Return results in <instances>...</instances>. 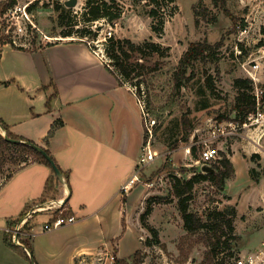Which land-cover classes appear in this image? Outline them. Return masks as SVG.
I'll return each instance as SVG.
<instances>
[{
    "label": "rangeland",
    "instance_id": "rangeland-1",
    "mask_svg": "<svg viewBox=\"0 0 264 264\" xmlns=\"http://www.w3.org/2000/svg\"><path fill=\"white\" fill-rule=\"evenodd\" d=\"M56 1L70 11L71 19L78 23L76 28L83 26L87 0H77L72 7L66 5L69 0H16V6L21 9L11 13V19L0 18V36H7L16 42V46L32 51L49 43L79 39L75 35L64 36V28L59 25V12L55 10ZM117 2L123 7L122 17L113 23L105 19L96 21L93 28L99 34L95 40H90L89 46L99 53L105 52L106 40L114 37L135 43L152 39L165 49L163 56L154 54L144 59L148 65L160 68L147 77L140 93L149 113L145 126L154 123L152 135L146 130V136L156 159L143 171L144 181L152 183V187L140 183L130 198V202H135L134 214L128 219V229L119 235L125 234L129 238L121 255H132L139 244L137 250L142 252L143 264H213L210 249L200 240L203 232L188 233L184 228L172 175L189 179L194 171L207 173L202 163H198L200 149L195 147L196 155L192 149L191 155L186 150L192 145L193 137L197 141L206 136L215 121H238L236 79L252 81L253 89L249 95L258 94L260 100H264V0ZM36 3L35 9L29 12L28 7ZM152 8L158 9L156 18L149 15ZM161 19L164 21L162 27L158 23ZM155 24L161 27L159 32L154 31ZM204 41L211 45L221 42L222 46L209 53L207 62L186 64L187 76L193 72L194 78L176 89L174 75L180 70L181 59L192 43ZM136 81L129 79L126 85L137 89ZM183 114L193 126L188 136L181 123ZM239 133L241 136L219 146L220 158L223 152L226 153L234 163L235 175L226 180L222 190L209 181L198 184L188 202L189 211L203 221L214 210H237L234 234L239 240L231 250L236 255L252 251L264 241V119ZM176 143L178 147L174 149ZM141 154L142 150L138 162ZM23 156V149L14 143L0 144V168L4 167L0 173V186L6 176L18 168ZM167 161L173 170L157 173ZM157 198L163 203L154 206L146 222L148 226H145L141 215L145 213L148 201ZM34 221L40 225L48 218L40 214ZM39 236L41 234L35 239ZM227 238L229 235H224L221 240L219 257L231 252L223 246ZM29 240L25 239L23 243L30 250ZM114 246L112 252L118 259Z\"/></svg>",
    "mask_w": 264,
    "mask_h": 264
},
{
    "label": "crops",
    "instance_id": "crops-1",
    "mask_svg": "<svg viewBox=\"0 0 264 264\" xmlns=\"http://www.w3.org/2000/svg\"><path fill=\"white\" fill-rule=\"evenodd\" d=\"M0 49V119L11 133L49 149L64 173L61 182L50 166L34 162L4 179L0 264H91L99 253L113 254L114 245L118 258L130 257L121 255L127 235L117 238L123 222L128 229L135 205L130 198L137 188L126 196L120 189L134 175L145 144L137 95L80 39L35 51L9 44ZM0 134H7L1 124ZM66 199L63 211L77 217L75 224L30 239L31 251L5 242L6 229L28 209ZM44 215L52 217L51 212ZM30 226L41 224L33 219Z\"/></svg>",
    "mask_w": 264,
    "mask_h": 264
},
{
    "label": "trees",
    "instance_id": "trees-1",
    "mask_svg": "<svg viewBox=\"0 0 264 264\" xmlns=\"http://www.w3.org/2000/svg\"><path fill=\"white\" fill-rule=\"evenodd\" d=\"M170 1L174 2L175 0ZM109 3H112L113 5H110ZM37 4L38 3L30 5L28 7V11L31 12L32 10H34ZM15 6L16 0L1 1L0 16H4L11 8H14ZM113 7L115 9H112ZM55 10L59 12V25L64 28V36L73 37V35H75L87 44H89L90 40H95L98 37V30L93 28L96 21L105 19L107 22L113 23L119 20L123 15V7L117 2V0H87V6L84 12L83 19L84 24L82 27L76 28L78 26V23L71 19L70 11L67 10L63 3H61L60 1H56ZM158 14V9L154 8H152L149 13L150 16L155 18L158 16ZM158 23L161 27L164 25V21L162 19L159 20ZM159 26L157 24L154 25L153 29L155 32H159L161 30V27ZM106 43L107 44L104 49V53L110 59V64L113 67H109L110 71L115 75L120 84L126 85L127 80L129 79L137 80V93L138 95H140L141 85L146 83L147 77L155 74L160 70V68H155L152 65H148L144 59L154 54L163 56L165 54V49L161 44L155 42L152 39L145 40L142 43H135L130 39L116 40L114 37H109L106 40ZM6 44H9L15 49L30 50L24 47L16 46L15 43H13L12 40H9V37L7 36H0V46H4ZM52 44L53 43H49L47 44V46ZM221 46V42H218L214 45L209 44L207 41L192 43L188 51L181 59L180 70L177 71L174 75L175 88L180 89L183 86V82L191 81L194 78L195 74L193 72H191V74L187 76L188 70L186 64L189 65L196 61L207 62V60H209V57L211 56L209 55V53H212V51H214L215 49H219ZM40 48L43 47L41 46ZM37 49H34L33 51ZM138 55L141 57H138ZM207 85L209 86L208 82ZM235 86L239 90L236 104V110L238 111L237 120L242 123L249 114L256 112V97L249 95V92L253 89L252 81H246L239 78L236 79ZM51 101L52 97L47 101V105L49 108H51ZM181 123L186 135L188 136L191 133L193 126L190 125L186 114H183ZM0 124L7 132V137L19 141V143L15 145L21 147L24 151V156L20 160L18 168L7 175L6 179L10 178L14 172L34 162L44 163L51 167L49 162L29 145L30 143L35 145L38 144L11 133L8 126H6L1 119ZM61 124L62 122L54 124L53 128L49 132V135L46 138L47 143L48 139L53 135L55 129ZM146 142L147 136L145 130L144 143ZM6 143H8V140L2 134H0V144ZM177 147L178 143L173 145L174 149ZM42 148L51 158H53L49 149L45 147ZM192 152L196 155L195 147L192 148ZM3 168L4 167L0 168V173L3 172ZM212 168L213 170H215V172L197 173L196 171H194L195 174L189 179H183L176 175H172V180L174 195L179 199V210L184 221V228L188 233H196L200 231L203 232L202 238L200 240L206 247L210 249V260L213 261V264H223L226 259H229L237 254L231 251L236 247V242L239 240V237L234 234V218L237 216V210L235 208H230L227 211L214 210L209 213L207 220L203 221L200 216L193 212H190L188 206V202L192 199V193L198 184L209 181L214 186L222 190L225 187L226 180L232 178L236 173L234 163L224 152L222 153V158L218 161V163L214 164ZM165 170L169 172L173 170L172 164L168 161L163 165L161 169L158 170L157 173ZM66 178L68 179L67 176ZM47 189L51 190V187H48ZM124 202H126V198H124ZM162 203L163 200L160 198L148 201L146 211L141 215V222L143 223V225L148 226L146 222L148 217L153 212L154 206L156 204ZM65 214L68 215L71 213L65 212ZM123 227V231H125L126 228L124 222ZM156 234L157 233L155 232V235ZM224 235H229V238H227L223 242V246L231 252L226 254L223 253V256L219 257L217 256V252L221 246V240ZM120 238L121 236H119L117 240ZM5 242L9 246H15L8 235H6L5 237ZM30 257L32 258V260H34L32 254L30 255ZM143 258L144 257L142 255V252L140 250H137L128 258H118L114 264H143Z\"/></svg>",
    "mask_w": 264,
    "mask_h": 264
},
{
    "label": "built area",
    "instance_id": "built-area-1",
    "mask_svg": "<svg viewBox=\"0 0 264 264\" xmlns=\"http://www.w3.org/2000/svg\"><path fill=\"white\" fill-rule=\"evenodd\" d=\"M18 9L21 8L17 6L11 8L3 18L11 19V13L16 12ZM24 13L26 14V16H28L26 10H24ZM18 28L19 30H21L20 27ZM13 42L16 43L15 41ZM90 44L91 43L89 42V45ZM93 51L108 67L113 68L110 64V59L104 52L99 53L95 50ZM130 89L137 95L144 119L147 120L149 113L147 111L145 100L141 95H138L137 89H134L132 87H130ZM255 97L257 103L256 112L249 114L244 122L241 123L240 121L233 120L215 121L209 126L206 136L199 137L197 141H194L193 137V143L188 147L186 153L191 155L192 147H196L197 149H200V161H198V163H202L203 167H210L212 164L218 163V161L221 159L219 155L220 144H224L229 140L241 136V134L239 133L241 129L255 126L256 124H259V121L261 119H264V100H260L258 94H256ZM153 125L154 123L151 125L148 123L145 126V130H147L150 135H152ZM155 159L156 156L153 153L151 142L147 141L143 146V151L134 175L121 186L120 192L122 195H127L131 190H133V188L143 182L146 183L148 187H152V183L144 181L143 171L145 167L152 163ZM63 207V200L49 202L46 201L33 206L23 214L22 218L13 227L6 229V234L11 238V241L15 246L24 247L26 249L23 240L32 239L41 233L58 230L62 227L73 225L77 222V217L74 214H65V212L63 211ZM49 212L52 213L51 219L41 224L39 229L36 228V226L28 227L29 223L35 218V216ZM116 259V255L114 254L99 253L94 259L95 262L91 264H114L116 262ZM223 264H264V241L254 250L226 259Z\"/></svg>",
    "mask_w": 264,
    "mask_h": 264
},
{
    "label": "water",
    "instance_id": "water-1",
    "mask_svg": "<svg viewBox=\"0 0 264 264\" xmlns=\"http://www.w3.org/2000/svg\"><path fill=\"white\" fill-rule=\"evenodd\" d=\"M77 0H69L66 2V5L69 6V7H72L76 4ZM9 142L11 143H14V144H17L19 143V141L17 140H13V139H10L7 137V134L4 136ZM35 151H37L38 153H40L48 162L49 164L51 165L52 169L54 170L57 178L61 181V182H64V177H63V173L62 171L60 170V168L57 166V164L55 163V161L53 160V158H51L47 152L39 145H35V144H32L30 143L29 144ZM204 171L206 172H212L213 169L209 166H205L203 168ZM67 202V199L64 201V203Z\"/></svg>",
    "mask_w": 264,
    "mask_h": 264
}]
</instances>
